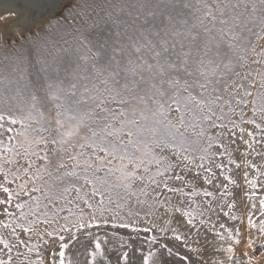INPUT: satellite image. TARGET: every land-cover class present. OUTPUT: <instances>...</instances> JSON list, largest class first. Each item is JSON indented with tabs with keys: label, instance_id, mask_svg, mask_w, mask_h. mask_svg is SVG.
I'll use <instances>...</instances> for the list:
<instances>
[{
	"label": "snow or ice",
	"instance_id": "6c2138e0",
	"mask_svg": "<svg viewBox=\"0 0 264 264\" xmlns=\"http://www.w3.org/2000/svg\"><path fill=\"white\" fill-rule=\"evenodd\" d=\"M108 20L103 35L83 36L72 57L41 63L35 78L27 68L0 77V225L15 241L0 238L7 251L0 264H12L13 249L18 256L21 246L31 252L33 237L45 251L58 243L50 264H65V250L83 243L81 233L93 264H112L110 254L122 248L124 264L130 253H140L142 264H160L156 252L142 251L158 239L140 237L157 228L136 225L141 211L155 217L165 208L163 232L173 222L170 213L181 211L171 201L187 196L185 187L196 196L203 181L229 196L228 185H239L218 157L240 170L239 154L245 182L256 187L247 176L248 157L264 158V0H135ZM216 169L227 183H216ZM259 208L264 214V198ZM207 211L214 212L211 204ZM183 215L193 226V213ZM128 229L133 234L126 239L118 230ZM210 243L215 247L207 239L201 247ZM38 264H45L43 256Z\"/></svg>",
	"mask_w": 264,
	"mask_h": 264
},
{
	"label": "rangeland",
	"instance_id": "374dc122",
	"mask_svg": "<svg viewBox=\"0 0 264 264\" xmlns=\"http://www.w3.org/2000/svg\"><path fill=\"white\" fill-rule=\"evenodd\" d=\"M133 2L135 0H72L57 18L50 20L38 30H33L22 36L18 33V28H14L16 35L11 38H3L0 34V77H18L27 68L28 73L35 78L36 71L41 66V63L47 62L55 66L56 63L62 60L66 61L74 55L78 47H83V36L92 37L97 33L103 35L111 27L108 20L109 13L115 18L117 9L121 5ZM16 5L29 7V0H24L23 2L18 0ZM1 15L6 17V14ZM119 18L126 19L123 14ZM260 44L264 46V40L260 41ZM246 127L249 131L254 129V126ZM254 134L259 138L258 131ZM234 158L237 164L242 165L240 170L236 169L235 164H228L226 157L217 158L218 162L223 161L225 164L222 171L235 179L239 185V187L232 184L228 185L229 196L221 198L219 189L203 184V181H197L198 195L192 196L191 188L185 187L184 191L188 193L187 196L180 194L173 196L171 203L179 207L181 211L170 213L174 219L170 225H167L168 231H160L166 226L169 219L168 215H162L165 208H160L155 217H145L143 211H141L139 218H133L136 221V225L140 228L151 227L152 223L157 225V228L151 232L140 233L141 238L146 239L155 235L158 239V243L153 245L151 249H149L147 243L143 245L142 251L144 254H147L149 250L156 252L157 256L154 257V260H158L160 264H205V261H207V264H228L227 257L229 255H232L231 264H264V251L258 256H252V253L257 248L262 247L264 249V234L259 232L260 222L264 221V214L259 208V199L264 198V189L261 187L264 185V176L259 174L264 171V158L256 153L248 157L250 167L247 179L256 181L255 188L251 184L246 183L243 178V161L240 159L239 154ZM251 165H255V167ZM215 171L219 177L216 183H220L223 181V176L219 175L221 170L216 169ZM223 182L227 183L226 181ZM176 186H180L179 182H176ZM205 189L212 192V196H204L203 192ZM232 193H234V197ZM163 198L162 196L161 199L163 200ZM229 203L234 204V207L229 209L226 206ZM209 204L214 209L213 213L207 211ZM252 204H255L256 208H251ZM219 205L224 206L220 207ZM184 212L193 213L191 219L194 227L187 224L190 217L184 216ZM62 215H67V212L62 213ZM233 215L237 217L236 220L231 219ZM249 219L256 225L255 228L248 224ZM201 220L206 223L201 225ZM4 222H7L6 218ZM213 225L215 226L214 228ZM42 227L43 225H41ZM173 228L177 231H171ZM205 229L210 231L205 233ZM237 229H239V232H237ZM110 230V227L103 230L92 229V231H96L99 234ZM10 231V229H4L0 225V238L15 243ZM20 231L18 229V232ZM73 231L75 230L73 229ZM118 231L126 239L130 234H133L131 229ZM197 231L201 235L198 238V242H194L197 239ZM186 234L188 242L184 243ZM176 235L181 236L180 241L175 239ZM79 236L80 241H83V243L73 242L69 245V249L65 250V264H67L69 259L74 262L79 261V264H85V261L87 264H93L89 255L93 249L88 246L82 233ZM221 236L223 239L220 238ZM45 239L49 238L45 236ZM205 239L214 242L215 247L210 243L206 249L202 248L201 245ZM237 240H240L239 244H237ZM65 242H68V238H66ZM38 244L40 248L35 247ZM165 244L172 249V255L169 256L167 250L162 248V245ZM29 247L32 248L31 252L28 251V248L21 246L20 252L24 255L19 256L16 249H13L11 253L13 257L12 264H22V262L26 264V261H31V264H38L41 256L44 257L45 264H50V253L53 248L57 254L59 251L58 243L48 247L45 251L43 243L35 237L29 241ZM228 247L233 248L231 254L226 251ZM0 250H3L0 251V259L6 260L7 251L4 250L3 244H0ZM124 251H127V248L119 249V253ZM201 252L204 254L200 255ZM119 253L110 254L109 258L112 264H117ZM58 259L57 255V261ZM97 259L99 260L100 258ZM119 260L120 264H124L122 258H119ZM128 264H142L140 253L134 255L130 253Z\"/></svg>",
	"mask_w": 264,
	"mask_h": 264
},
{
	"label": "bare ground",
	"instance_id": "6f19581e",
	"mask_svg": "<svg viewBox=\"0 0 264 264\" xmlns=\"http://www.w3.org/2000/svg\"><path fill=\"white\" fill-rule=\"evenodd\" d=\"M52 1V2H51ZM59 0H46L44 4L43 0H34L29 1L31 7L26 6H17L16 4H12L10 1H1L0 2V34L3 38H11L13 35L15 36L14 28H18V33L22 36L28 34L33 30H38V28H42L46 23H48L49 19V10L44 11L43 9H39L38 7H34L38 4L53 5V8L58 6ZM51 2V3H50ZM57 2V3H56ZM26 3V2H25ZM56 3V4H55ZM31 12L36 13L35 15H30ZM1 14H6V17H2ZM17 33V34H18Z\"/></svg>",
	"mask_w": 264,
	"mask_h": 264
},
{
	"label": "water",
	"instance_id": "95a60500",
	"mask_svg": "<svg viewBox=\"0 0 264 264\" xmlns=\"http://www.w3.org/2000/svg\"><path fill=\"white\" fill-rule=\"evenodd\" d=\"M1 1H7V0H0V2ZM8 1H10L12 4H16V2L18 1V0H8ZM24 0H22V2H23ZM29 1H33L34 2V0H29ZM46 0H43V4H44V2H45ZM72 0H59L58 2V6L56 7V8H53V9H51L52 7H53V5H50L49 7H47V5L44 7V5H40V4H38V6H34L35 8L36 7H38L39 9H43V8H45V9H43L44 11H46V10H51L50 12H49V19H54V18H57L58 16H59V14L62 12V10L65 8V6H67L70 2H71ZM52 2V1H51ZM50 2V3H51ZM57 3V2H56ZM55 3V4H56ZM30 4H32V3H29V7H31L30 6ZM37 13V12H36ZM36 13H34V12H31V14L30 15H35ZM39 29V28H38Z\"/></svg>",
	"mask_w": 264,
	"mask_h": 264
},
{
	"label": "built area",
	"instance_id": "2783aa9c",
	"mask_svg": "<svg viewBox=\"0 0 264 264\" xmlns=\"http://www.w3.org/2000/svg\"><path fill=\"white\" fill-rule=\"evenodd\" d=\"M263 251L264 249L262 247H259L255 252L252 253V256H258V254L262 253Z\"/></svg>",
	"mask_w": 264,
	"mask_h": 264
}]
</instances>
